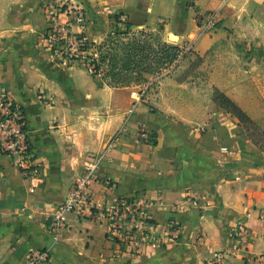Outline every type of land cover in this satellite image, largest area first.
I'll list each match as a JSON object with an SVG mask.
<instances>
[{
	"label": "crops",
	"instance_id": "obj_1",
	"mask_svg": "<svg viewBox=\"0 0 264 264\" xmlns=\"http://www.w3.org/2000/svg\"><path fill=\"white\" fill-rule=\"evenodd\" d=\"M42 1L0 0V90L23 108L41 166L25 178L0 150V264L42 249L53 264H264V156L214 98L219 90L242 104L232 90L252 77V64H264V0H82L88 12L110 10L135 28L162 26L163 42L176 37L204 59L140 99L132 87L98 86L81 67L55 63L40 44ZM218 10V29L191 39L195 16ZM256 83L264 89V77ZM97 155L108 185L92 184L94 203L145 204L153 230L137 254L117 255L91 215L69 214L57 241L49 231L54 207ZM239 227L246 238H237Z\"/></svg>",
	"mask_w": 264,
	"mask_h": 264
},
{
	"label": "built area",
	"instance_id": "obj_2",
	"mask_svg": "<svg viewBox=\"0 0 264 264\" xmlns=\"http://www.w3.org/2000/svg\"><path fill=\"white\" fill-rule=\"evenodd\" d=\"M230 1L222 0V5L225 6ZM71 4V0H65L61 7L48 5L47 17H49L51 29L40 39V44L46 43L45 45L49 44L56 48L61 46V49L78 53L89 43L85 34L74 35L72 33L74 26L85 27L86 25V18L81 8L72 7L74 11L72 10L69 14V24L61 26L59 14L63 7ZM221 22L222 12L220 10L201 15L198 24L201 36L214 33ZM181 50L186 52L188 48ZM93 70L94 68H91L90 72ZM142 93L135 92L134 96L140 99ZM114 143L115 140H112L108 148H111ZM0 150L13 160L23 177L33 178L41 173V166L30 144L26 114L23 108L2 90H0ZM102 166L103 155L91 157L83 176L73 184L67 198L54 207L49 222V231L57 241L65 231L69 214L77 213L80 217L91 215L92 219L105 224L108 237L117 245V255L137 254L149 242L153 224L149 219L144 202L138 197L122 198L103 206H97L94 203L91 192L92 184L108 185V182L101 176ZM128 225L130 229L126 228ZM248 234L249 231L245 227H239L237 238H246ZM21 264L53 263L50 251L42 249L33 251ZM254 264H256L255 260Z\"/></svg>",
	"mask_w": 264,
	"mask_h": 264
},
{
	"label": "rangeland",
	"instance_id": "obj_3",
	"mask_svg": "<svg viewBox=\"0 0 264 264\" xmlns=\"http://www.w3.org/2000/svg\"><path fill=\"white\" fill-rule=\"evenodd\" d=\"M64 1H42L43 11L47 15L49 10L48 5L52 4L61 7ZM71 2L72 4L63 7L62 12L59 14L62 23L61 26H67L69 24V14L73 10L72 7L81 8L86 22L89 19L91 26L86 32L84 30L85 27L74 26L72 33L74 35L85 34L84 36L88 37L89 43L86 47H82L78 53L61 49V46L56 48L51 47L49 44L47 46L45 45L46 43L41 45L44 49L52 53L55 63L68 67L72 65L81 67L82 70L91 76V79L98 86H109L113 88L128 86L134 88L136 92H146L154 88L161 80L168 77L179 66L189 65L200 67L203 63L204 59L195 54H191V50L187 52L181 50V47L183 49L186 47L178 44L176 37H173L176 42L172 41L175 43H170V45L178 49V58L173 64L169 65L166 63L156 47L158 44L157 39L163 40L160 35L162 26L157 27H160L158 31L135 28L131 23L121 17L120 14H113L110 10H101L99 13L88 12L84 1L71 0ZM194 19L198 27L199 15L195 16ZM50 29L51 24L48 19V30L46 33ZM200 32L198 30V35L192 36L191 39L197 40L202 37ZM92 59L98 61L100 67L98 71L90 72V69L94 68L93 65H89ZM244 66L242 64V67ZM249 69L252 77L242 82V88L232 90L235 97L242 104H237L232 96L223 94L247 114L251 121L258 126V130L251 128L249 130V125L247 126L245 123H242L236 116L223 109L239 120L244 134L252 142L254 147L257 148L258 152H261L264 156V137L262 136L264 134V95L262 94L264 89L260 90L257 85L259 83H256L264 77V64L256 62ZM183 74H186V72ZM220 93L222 92L215 90L214 98L219 96Z\"/></svg>",
	"mask_w": 264,
	"mask_h": 264
},
{
	"label": "trees",
	"instance_id": "obj_4",
	"mask_svg": "<svg viewBox=\"0 0 264 264\" xmlns=\"http://www.w3.org/2000/svg\"><path fill=\"white\" fill-rule=\"evenodd\" d=\"M157 49L159 50L160 55H162L163 59L166 63L173 64L178 58V49L170 44L163 42L161 39H157ZM86 47V46H84ZM89 65H93L94 70H99V63L95 59H92V62ZM215 100L219 102L222 108L229 111L232 115L236 116L242 123H245L247 126L249 125L248 129H255L258 130V126L254 124L251 119L247 116V114L232 100H230L226 95L220 93L219 96L215 97ZM264 137V134H262Z\"/></svg>",
	"mask_w": 264,
	"mask_h": 264
}]
</instances>
